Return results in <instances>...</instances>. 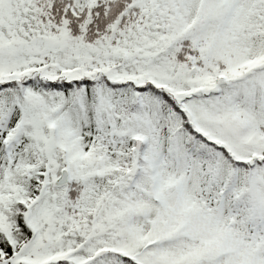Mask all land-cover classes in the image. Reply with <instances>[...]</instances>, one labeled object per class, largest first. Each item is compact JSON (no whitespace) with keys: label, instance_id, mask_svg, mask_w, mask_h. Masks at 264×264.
I'll return each mask as SVG.
<instances>
[{"label":"snow or ice","instance_id":"6c2138e0","mask_svg":"<svg viewBox=\"0 0 264 264\" xmlns=\"http://www.w3.org/2000/svg\"><path fill=\"white\" fill-rule=\"evenodd\" d=\"M0 264H264V0H0Z\"/></svg>","mask_w":264,"mask_h":264}]
</instances>
